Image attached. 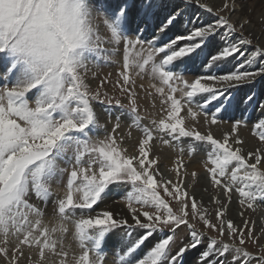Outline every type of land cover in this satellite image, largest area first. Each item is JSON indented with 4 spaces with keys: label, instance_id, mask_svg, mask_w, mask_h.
Here are the masks:
<instances>
[{
    "label": "snow or ice",
    "instance_id": "6c2138e0",
    "mask_svg": "<svg viewBox=\"0 0 264 264\" xmlns=\"http://www.w3.org/2000/svg\"><path fill=\"white\" fill-rule=\"evenodd\" d=\"M159 9V0H0V264H107L109 251L113 264H185L198 249L196 264H264V245L248 251L264 227L257 235L254 221L227 215L234 196L240 217L264 206V115L249 129L251 149L244 111L236 118L237 91L264 79L254 31L264 35V13L254 21L242 0H183L163 18ZM101 64H119L115 77L93 71ZM156 141L176 152L170 169ZM201 151L213 212L184 161ZM115 187L120 199L106 205Z\"/></svg>",
    "mask_w": 264,
    "mask_h": 264
},
{
    "label": "rangeland",
    "instance_id": "374dc122",
    "mask_svg": "<svg viewBox=\"0 0 264 264\" xmlns=\"http://www.w3.org/2000/svg\"><path fill=\"white\" fill-rule=\"evenodd\" d=\"M215 1L219 2V3L216 2L217 5L215 4V6H220V4L222 3V0H215ZM204 2L208 3L209 0H204ZM181 4H183V1L181 2ZM209 4H211V3H209ZM260 9H261L260 11H263L264 10V5L261 6ZM260 31H262V29ZM260 42L264 43V39L262 40L260 38ZM111 66L107 65V64H101V66L98 69L94 68L93 71H97L101 78H103V76L107 75L108 73H112L113 77H115V74H116V72H117V70L119 68V65L116 64L114 66L113 65H111ZM98 82L99 81H96L95 83H98ZM139 82L140 81L138 80V83ZM143 82L145 83V86L147 87L146 80L143 81ZM144 103L145 102L143 100H141V104L143 105ZM98 109H100V110H98ZM98 109L97 110H98V112L100 114V123L103 124L108 119V117H107V114L101 108L98 107ZM240 110H243V108L240 109ZM236 118L239 119V118H242V117L236 115ZM244 118L246 119V117H244ZM252 122L253 121H248V127L242 128L240 130L241 136L243 138H245V140L247 141V143L245 145V147L247 149H251V148L255 147L256 144H257L256 139L250 134V131H249V129H250L251 125H252ZM123 127L124 126L122 125L121 134H124V133L127 132V128L124 127L126 129V131H124ZM110 128H111V124H109V129ZM228 128H229V124H224L220 128H214L213 131L219 137L221 135V132L222 131H227ZM133 131L134 132L132 133V138L126 141V146H129V148H131V146L134 144L135 138L139 136V133L137 131H135V130H133ZM101 135H103V133H101ZM134 135H136V136H134ZM153 154L157 155V156H160L162 158L160 167H161L162 170H166V169H170L172 167V162L175 159L176 152L173 149L168 148L167 146H164V145L160 144L159 141H156V142H154ZM167 159H169V161ZM203 160H204V153L202 151L200 153L194 155V156H191V157H189L187 155V153H185V155H184V161H185V164L187 166L188 172H192L193 170H195V169H192L190 167V165L195 164L194 162H196L195 165L200 166L199 169L195 170L199 174V176H198V183H196L194 191H195V193L197 195V198H200L201 196L203 197L204 203L209 208V212H213L212 205L208 204V200H209L208 193L202 192V189L206 186L205 171L201 167V164H202ZM169 175L171 177L170 173H169ZM187 180H188L189 183H191L192 178L189 176V177H187ZM53 190L54 191H62V189L57 188L55 185H53ZM121 194H122V189L120 187L113 188L112 192L109 193L108 198L105 200V204L109 205L110 202L118 201L120 199ZM48 207H49L48 208L49 209L48 215H46L45 217H50V215H51V212H50L51 211V205L48 206ZM101 207H104V205H101ZM238 211H240V209L238 208L236 196H234L233 197V201H232V203L230 205V209H229V211L227 213L228 217L233 219L234 222L236 224H239V225L243 224V220L244 219H249L251 221H254L255 222L254 231L256 232L257 235H260V230H261L262 227H264V206L256 207L255 211H252V210L245 211L243 217H240V216L237 215ZM213 215H214V213H213ZM197 227L199 228L200 225H197ZM209 235H215V233H209ZM179 236L181 238H183L185 236V233H184L183 230L181 231ZM70 240H71V237H69V240L65 242L66 245L69 243ZM259 245H264V236H261L258 245L254 246L252 244H249L248 245V251H250L254 255H256L260 251ZM73 247H75V245H73ZM106 254H107V257H108L107 261H110V262L113 263L114 257L112 256L111 252L110 251L106 252Z\"/></svg>",
    "mask_w": 264,
    "mask_h": 264
},
{
    "label": "bare ground",
    "instance_id": "6f19581e",
    "mask_svg": "<svg viewBox=\"0 0 264 264\" xmlns=\"http://www.w3.org/2000/svg\"><path fill=\"white\" fill-rule=\"evenodd\" d=\"M182 1L183 0H159V4H160L159 12H160L161 18H163L164 13L166 11H169L173 5L180 4L181 6H183V4H181ZM130 2H131V0H130ZM216 2H218V1L209 0L208 3H211L212 5H215ZM242 4H243V7H244L246 12L248 10H251L250 14L252 15V18H253L254 21L258 20L259 17L261 16V14L264 13V10L260 11L261 10L260 9L261 6L264 5V0H242ZM193 11H197V10L191 9V8L189 9V13H191ZM197 14L199 15V12ZM200 19L206 20V19H208V17L205 14V15H201ZM177 30L178 29H173V32H175ZM260 30H261V26L259 24H257L255 26L254 31L263 40L264 39V35H261V31ZM171 34L172 33H169V35H171ZM147 38L151 39V35L148 34ZM236 95H237L238 101H240V103L238 104V110L236 112V115L241 116L240 109H242V108H243V111L245 113L244 117H246V119H249L248 121H255L258 118H261L262 115H264V112H262L261 107H260L261 104H264V79H258L255 83H253L251 85H245V86L241 87L237 91ZM248 95H254L255 99H254V101H253V103L251 105L245 106V104L242 101L245 100ZM98 110H100V109H98ZM124 123H126V122H124ZM124 127H123V130L126 131V129ZM134 136H136V135H134ZM167 160L169 161V159H167ZM194 163L196 164V162H194ZM195 164L190 165V167L192 169H195V170L199 169L200 166H197ZM111 204H113V202L109 203V205H111ZM48 211H49V209H48ZM49 218L50 217H45V223L48 222ZM199 251L200 250L198 249L196 251H192V252L187 253L185 255V264H196V260H197V256H198ZM107 264H113V263L110 262V261H107Z\"/></svg>",
    "mask_w": 264,
    "mask_h": 264
}]
</instances>
